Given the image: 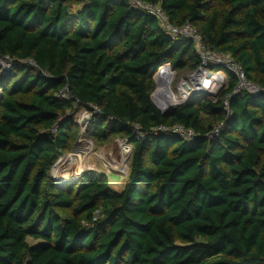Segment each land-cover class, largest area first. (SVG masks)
<instances>
[{"label":"trees","instance_id":"obj_1","mask_svg":"<svg viewBox=\"0 0 264 264\" xmlns=\"http://www.w3.org/2000/svg\"><path fill=\"white\" fill-rule=\"evenodd\" d=\"M143 1L261 90L209 63L220 92L163 115L155 73L201 66L189 39L126 0H0V264H264V0ZM82 109L88 137L132 145L120 191L104 172L55 181Z\"/></svg>","mask_w":264,"mask_h":264},{"label":"rangeland","instance_id":"obj_2","mask_svg":"<svg viewBox=\"0 0 264 264\" xmlns=\"http://www.w3.org/2000/svg\"><path fill=\"white\" fill-rule=\"evenodd\" d=\"M8 66V61L0 57V73L1 70L5 72L6 69H8ZM165 68L162 69L163 71L161 68L159 69L161 70V81L160 79L158 80L157 77L159 70L155 73L156 88L152 93L153 101L162 110L167 107L168 104L178 105L179 100L177 98L180 99L181 97L180 90L185 86L184 83H188V81L191 82L192 79H195L197 71L200 70V67L189 70H175L174 77L172 76L169 82L164 83L165 80L171 77H169L171 73L167 72L168 68ZM203 69H207V67ZM208 69L210 68L208 67ZM223 83L224 84H219L216 94L219 93L225 85V82ZM164 87L173 93H171V98L168 99L167 106L162 105L161 95L159 94V90ZM198 93L201 92L196 89L190 94ZM88 118V112L82 109L79 112L77 119L80 124V134L78 141L76 142L77 144L72 151L64 154L52 168L55 181H59L58 183L60 184L61 181L68 180L64 183L65 185H68L69 183L78 180L86 171L104 172L109 178L111 187L115 191H120L127 179V173L129 171V162L127 160L129 154H127V150H129L130 144L120 136H113L104 143L90 136L88 137L85 130L86 123L89 120ZM84 121L85 123H83ZM27 241L30 245H35L40 242V240H35L31 237H28Z\"/></svg>","mask_w":264,"mask_h":264},{"label":"built area","instance_id":"obj_3","mask_svg":"<svg viewBox=\"0 0 264 264\" xmlns=\"http://www.w3.org/2000/svg\"><path fill=\"white\" fill-rule=\"evenodd\" d=\"M126 1L133 8L142 9L146 13L154 16L158 21L159 26L172 37L189 39L192 42L195 51L200 56L202 65L199 66L200 70L197 71L196 78L192 79L191 82L188 81V83L187 82L184 83L185 86L183 87V89L180 90V96H181L180 99L175 96L179 100L178 101L179 103L177 102L178 104L187 101L193 95L190 93L196 89L201 93L206 92L212 96L218 94V93L216 94V91L219 88V84H224L223 82H226L227 73L223 70L217 71V70L208 69L209 63L225 64L228 68L232 69L240 79L238 90L247 89L251 92H258L261 90V88L258 85L248 82L245 79V75L240 65L234 60V58H232L228 54L219 53L210 49L205 42L203 34L192 23L185 22L180 25L173 24L170 20L169 15L163 10L160 4L143 1V0H126ZM7 61L9 63L8 69H11L10 60ZM164 65H162L163 67L160 66L161 70L167 67L168 71L171 73V77L164 81V83L165 82L167 83L171 80L172 76L174 77L175 70L171 68L169 63H166L165 66ZM205 67H207V69H203ZM161 70H159L157 73L158 80L160 75L159 73ZM215 77L217 78V80H214L212 83L211 79H214ZM226 104H228L227 101ZM166 128L167 127H164V129ZM171 129L185 136L186 138L192 137L194 135V132L192 130H186L181 125H175L171 127ZM129 147L130 148L129 150H127V154H130L132 150V145H129Z\"/></svg>","mask_w":264,"mask_h":264},{"label":"bare ground","instance_id":"obj_4","mask_svg":"<svg viewBox=\"0 0 264 264\" xmlns=\"http://www.w3.org/2000/svg\"><path fill=\"white\" fill-rule=\"evenodd\" d=\"M164 69V68H163ZM166 69V68H165ZM163 71V70H162ZM167 72L168 73H170L168 70H167ZM160 74V73H159ZM167 75H169V74H167ZM171 76V74L169 75V77ZM159 79H160V75H159ZM214 80H217L216 78H214V79H212L211 81H212V83H213V81ZM160 81H161V79H160ZM163 81V80H162ZM171 93L172 92H170L169 90H167V88H162V89H160L159 90V94L161 95V100H162V105L163 106H167V104H168V99L169 98H171ZM173 94V93H172ZM169 105V104H168ZM68 180H63V181H61V183L60 184H64L65 182H67Z\"/></svg>","mask_w":264,"mask_h":264},{"label":"water","instance_id":"obj_5","mask_svg":"<svg viewBox=\"0 0 264 264\" xmlns=\"http://www.w3.org/2000/svg\"><path fill=\"white\" fill-rule=\"evenodd\" d=\"M175 106H176V104L175 105L174 104H170L167 107H165L163 110L162 109H160V110L163 113V115H169L170 112L174 109ZM83 123H85V121Z\"/></svg>","mask_w":264,"mask_h":264}]
</instances>
